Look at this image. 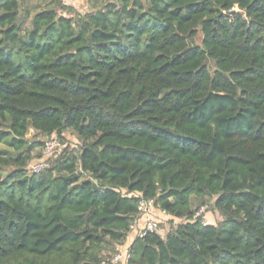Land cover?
I'll use <instances>...</instances> for the list:
<instances>
[{
	"label": "trees",
	"instance_id": "trees-1",
	"mask_svg": "<svg viewBox=\"0 0 264 264\" xmlns=\"http://www.w3.org/2000/svg\"><path fill=\"white\" fill-rule=\"evenodd\" d=\"M87 4L0 0V264L109 261L141 200L183 222L127 264H264V0Z\"/></svg>",
	"mask_w": 264,
	"mask_h": 264
},
{
	"label": "rangeland",
	"instance_id": "rangeland-1",
	"mask_svg": "<svg viewBox=\"0 0 264 264\" xmlns=\"http://www.w3.org/2000/svg\"><path fill=\"white\" fill-rule=\"evenodd\" d=\"M77 9L80 12H86L88 8L87 0H84L83 2L81 1L79 5H77ZM206 67L210 72H213L215 70V66L213 62L207 60L206 61ZM27 140L28 142H33V141H38V142H47L50 141L53 143V150L49 154H44L43 153V146H38L34 150V158L30 162V166L40 162V161H45L47 164V168L51 167V165L54 163L55 160L60 158L61 156L64 155L66 150L72 151L74 153H77L79 150V143L77 140L74 138V136L70 132H63L61 134V137H58L56 135H51V136H41V135H36L31 129L28 131L27 134ZM13 150L7 145V144H0V154H7V155H12ZM152 218L158 223V230L157 234L160 235L161 237H164L166 233L170 230V228L175 227L176 225L180 224L183 222L181 219H171L167 215H164L162 212L158 210H153L152 212ZM220 219L219 215L208 208L206 213L202 215V222L204 224H216L218 220ZM143 227V222L138 220L137 223L134 225V229L131 230L129 233L126 242L124 245L117 247V252L120 251H127L129 245L133 241V239L138 237V234L140 233L141 229ZM114 253H109L108 254V259H110Z\"/></svg>",
	"mask_w": 264,
	"mask_h": 264
},
{
	"label": "built area",
	"instance_id": "built-area-1",
	"mask_svg": "<svg viewBox=\"0 0 264 264\" xmlns=\"http://www.w3.org/2000/svg\"><path fill=\"white\" fill-rule=\"evenodd\" d=\"M53 150V143L47 141L44 145L43 153L49 154ZM47 167L45 161H40L30 167L33 174H38ZM208 207L201 206L196 212L194 217H201L206 213ZM139 220L143 222V227L138 234V237H143L146 233H157L158 223L152 218L153 203L152 201L141 200L138 205ZM165 214V213H164ZM134 226L131 227V230ZM128 252L120 251L115 253L109 261H101L99 264H127L128 263Z\"/></svg>",
	"mask_w": 264,
	"mask_h": 264
},
{
	"label": "crops",
	"instance_id": "crops-1",
	"mask_svg": "<svg viewBox=\"0 0 264 264\" xmlns=\"http://www.w3.org/2000/svg\"><path fill=\"white\" fill-rule=\"evenodd\" d=\"M83 2L84 0H63L64 4L67 5V6H72L73 8H75L76 10L77 9V5L80 4V2ZM154 210V209H153ZM156 211V210H155ZM163 213V212H162ZM164 214V213H163ZM166 215V214H164Z\"/></svg>",
	"mask_w": 264,
	"mask_h": 264
}]
</instances>
